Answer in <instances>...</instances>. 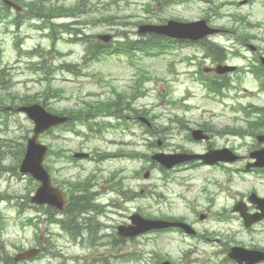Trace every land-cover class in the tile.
I'll use <instances>...</instances> for the list:
<instances>
[{"label":"rangeland","instance_id":"1","mask_svg":"<svg viewBox=\"0 0 264 264\" xmlns=\"http://www.w3.org/2000/svg\"><path fill=\"white\" fill-rule=\"evenodd\" d=\"M48 1L71 5L75 0ZM85 1L89 11L75 26L80 34L57 32L52 42L41 39L39 30L22 27L17 37L26 39L20 51L14 37L5 34L0 24V79L3 77L9 85L5 94L31 98L45 110L60 113L97 98L108 99L114 88L127 97L126 103L132 104L130 108L148 111V118L157 127L150 135H143L145 128L131 123L132 134L109 130L94 136L84 125L76 123L73 130L80 132L79 135L60 128L40 137L41 143L61 153L57 159L47 158L44 165L52 167L53 180L62 186L64 194L76 190L67 181L91 179L92 188L86 193L85 201L89 209L86 214L73 216L75 224L82 227L87 224V227L74 238L58 226L46 224V207L30 201L36 183H30L28 176L18 172V151L31 135L32 123L16 111L0 115V219L3 220L0 229L5 230L0 234V246H3L0 259L11 261L19 251L34 247L39 237L46 251L39 258L21 264H135L131 259L134 256L139 257L138 264H155L159 259L174 264H233L226 259L231 247L264 248V222L245 230L238 215L231 212L238 200L246 202L252 192L264 197V170L242 172V164L238 163L231 165L229 172L222 167L184 165L162 173L148 158L155 153H204L208 144L212 149L228 148L247 156L255 145L250 136L215 134L209 142L195 143L188 135L205 124L215 131L225 127L245 129L246 120L238 107L249 106L250 110L264 107V93H254L258 89L256 80L249 74H232L227 80L233 88L225 89V97L210 94L195 81L199 71L211 66L210 61L202 60L198 46L169 45L157 56L139 52L129 57L111 52L98 61L82 62L85 46L95 41V35L114 36L108 45L126 39H144L152 44L161 37L139 36L138 26L165 24L169 20H206L210 26L224 30L210 39L224 47L233 45L236 36L231 31L241 23V31L257 36L252 44L264 51V0H211L213 4L208 0ZM144 8L153 11L146 13ZM103 18L106 20L102 21ZM60 22L65 21H55ZM70 39L83 41L71 43ZM32 50L36 51L35 57L25 56ZM240 52L228 64L246 68L254 56L247 49ZM45 60L47 64H42ZM67 65L73 66L75 73L68 71ZM138 74L144 81L139 88L143 95L132 102L129 95ZM48 88L60 93L48 98ZM18 104L17 101L15 105ZM132 149L140 151L145 158L97 160L103 154ZM74 152H87L91 159L68 160ZM146 171L150 175L144 180ZM115 183L120 187L112 186ZM135 213L147 219L183 218L199 237L188 238L176 231L148 232L116 241L117 226L129 224V217ZM220 213L222 217H217ZM201 214L205 215L204 220H199ZM27 217L37 218L35 223H41L36 227L21 226ZM96 222L99 225L94 227ZM89 224L91 233L87 229Z\"/></svg>","mask_w":264,"mask_h":264},{"label":"water","instance_id":"2","mask_svg":"<svg viewBox=\"0 0 264 264\" xmlns=\"http://www.w3.org/2000/svg\"><path fill=\"white\" fill-rule=\"evenodd\" d=\"M200 28L199 33L196 34L197 37H202L205 33H209L210 31H207L204 27V23H195L194 25H177L174 23H170L169 27L161 28L160 33L167 34V35H173L175 37L182 38L185 35H191L192 33H195L196 28ZM100 39L104 41H108L109 37H99ZM27 112L29 113L30 117L33 118L36 122V129H35V135L32 139L29 140L28 143V151L25 157V160L22 165V171H29L31 172L37 179H39L42 182V186L40 187L39 191L37 192V195L35 198H33V202L38 204H44L48 203L50 205H54L58 207L59 209H62L63 205L61 202L57 200V197L61 199L58 191L52 189L49 185V178L48 176L42 171L40 164L42 161V155L45 152V148L38 145L36 143V137L37 135L42 132L45 129H48L49 127L53 125H57L59 123H62L65 121V119H60L56 117H52L50 115L45 114L41 109L38 107H34L31 109H28ZM195 139H200V136H195ZM227 155L228 152H226ZM262 156L258 155V153H254L252 156L258 160L261 166H264V152H261ZM209 156L207 157V159ZM160 160L159 158H157ZM173 162L171 164H166L163 160H160L163 162L167 167H171L175 164H178L182 162L183 160H186V155H176L172 157ZM259 163H256V165H259ZM41 194V195H40ZM57 196V197H56ZM253 200V198H251ZM62 201V200H61ZM263 213H264V209ZM137 217V216H135ZM133 217L132 219H134ZM246 218V224L249 225L251 222L248 220V217ZM263 218V215L261 216V219ZM137 218L135 219V221ZM146 224L145 227L140 226V231H144L150 228H159L160 226H163L162 224H159L158 222H144ZM120 233H124V229L119 228ZM129 235H133V233L128 232ZM240 249L233 250V253L240 252ZM241 253V252H240ZM246 254L253 255V258L248 261V264H255V262L261 261L264 259V255L256 252H245Z\"/></svg>","mask_w":264,"mask_h":264},{"label":"trees","instance_id":"3","mask_svg":"<svg viewBox=\"0 0 264 264\" xmlns=\"http://www.w3.org/2000/svg\"><path fill=\"white\" fill-rule=\"evenodd\" d=\"M100 47V50L102 49V47L101 46H99ZM97 51H98V48H97ZM100 52V51H99ZM98 52V53H99ZM98 53H95V54H93V55H91L92 57H95ZM106 105H103L102 103L101 104H97L96 105V107H92L93 109H104V110H106V114H110V113H114V112H111V111H116V109H117V111H119V104H118V101H113V102H107V103H105ZM88 113H91L90 111H87ZM96 115V114H95ZM87 117H89V116H87ZM257 131V130H256ZM81 191H84L85 189H84V187H82L81 189H80ZM76 200L78 201V204H76L75 206L77 207V208H75V206H73L71 203L69 204V206L67 207V209L65 210V214L66 215H68V214H71L72 212H74V211H77L81 206L82 207H85V198H84V196H80V197H77L76 198ZM80 210V209H79ZM64 227H68V229L70 230V231H72L73 229H74V226L73 225H70V224H66V225H64Z\"/></svg>","mask_w":264,"mask_h":264}]
</instances>
